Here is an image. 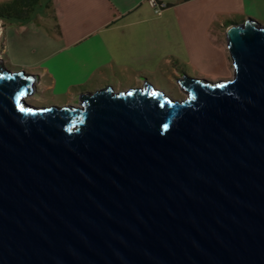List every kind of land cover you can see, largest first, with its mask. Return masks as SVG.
I'll use <instances>...</instances> for the list:
<instances>
[{
	"label": "water",
	"instance_id": "water-1",
	"mask_svg": "<svg viewBox=\"0 0 264 264\" xmlns=\"http://www.w3.org/2000/svg\"><path fill=\"white\" fill-rule=\"evenodd\" d=\"M226 37L233 76L185 74L183 98L37 105L0 58V264H264V22Z\"/></svg>",
	"mask_w": 264,
	"mask_h": 264
},
{
	"label": "crops",
	"instance_id": "crops-1",
	"mask_svg": "<svg viewBox=\"0 0 264 264\" xmlns=\"http://www.w3.org/2000/svg\"><path fill=\"white\" fill-rule=\"evenodd\" d=\"M167 1L168 7L157 13L149 0H53L47 9L53 24L38 20L48 15L42 9L21 24L23 30L15 29L10 35L6 28L5 60H10L6 54L16 46L34 51V63L45 71L38 75L40 81L45 85L48 79L45 87L51 88L63 85L70 89L69 84L83 75H136V81L145 78L154 82V73L171 76L182 70V65H171V61L183 64L181 59L186 57L219 56L221 50L212 42L217 20L225 27L226 43L229 25L247 17L264 20V12L243 6L245 0ZM229 11L241 15L231 19L225 16ZM12 67L29 72L23 66ZM124 80L121 76L120 81Z\"/></svg>",
	"mask_w": 264,
	"mask_h": 264
},
{
	"label": "rangeland",
	"instance_id": "rangeland-1",
	"mask_svg": "<svg viewBox=\"0 0 264 264\" xmlns=\"http://www.w3.org/2000/svg\"><path fill=\"white\" fill-rule=\"evenodd\" d=\"M6 1L10 0H0V4ZM243 6L247 7V10L252 12L255 11V13L258 12L260 14L264 12V0H245ZM253 6L257 7V9H254ZM44 11L46 12L47 9ZM246 14L250 15L247 12ZM240 15L241 14H234L231 11H229L228 14H225V16L231 19L240 17ZM52 17L53 15L50 11L45 18L38 17V20H40V22L45 25L53 24ZM261 21L264 22V20ZM216 22L217 25H215L212 31L217 33V35H213L214 39L212 42L218 47V49L221 50V54H224V57H221L219 52V56H213L211 58L201 56L186 57L181 59L183 64H181V62L179 63L176 61H171V65H182V70L180 69L181 71L172 73L171 76L168 75V72L154 73L152 75L154 77V82L151 79L145 80V78H141L142 81H136V75L102 74L83 75V79L69 84L70 89L65 88L63 85H57L52 88L49 86L45 87V85L49 84L50 81L46 79L45 85L40 81L41 77L38 75H42V73H45V71L44 69L40 68L41 65L37 63L36 65L34 63V60L37 59L34 51H27L24 48L16 46L15 48L9 49L8 53L6 54L8 58L10 57V60L8 62L5 60V56L3 54V44L6 28L8 30V34L13 35L15 29H22L21 24L24 23V21L9 18L0 20V58H3L1 63L8 66L12 70H21L20 68H14L12 66H23L25 68H29V72L37 75L35 90L33 93L27 96V101L37 105L44 106L52 103L78 105L81 101V94L86 91L82 88H96L99 86H104L105 84H114L113 86L116 90H122L123 88H129L131 86L143 85L145 82L153 83L156 88L165 91L174 98H183L186 97L188 93L180 87L177 78H183L185 74H189L191 76H204L212 80L233 76L234 63L228 50L226 39L223 36L225 27L222 26V20H217ZM172 70L174 71V69ZM121 76H124L125 78L123 83L120 81Z\"/></svg>",
	"mask_w": 264,
	"mask_h": 264
},
{
	"label": "trees",
	"instance_id": "trees-1",
	"mask_svg": "<svg viewBox=\"0 0 264 264\" xmlns=\"http://www.w3.org/2000/svg\"><path fill=\"white\" fill-rule=\"evenodd\" d=\"M53 0H10L0 4V20L5 18L27 21L37 11L52 7Z\"/></svg>",
	"mask_w": 264,
	"mask_h": 264
},
{
	"label": "built area",
	"instance_id": "built-area-1",
	"mask_svg": "<svg viewBox=\"0 0 264 264\" xmlns=\"http://www.w3.org/2000/svg\"><path fill=\"white\" fill-rule=\"evenodd\" d=\"M149 1L157 13H162V11L169 5L167 0H149Z\"/></svg>",
	"mask_w": 264,
	"mask_h": 264
},
{
	"label": "snow or ice",
	"instance_id": "snow-or-ice-1",
	"mask_svg": "<svg viewBox=\"0 0 264 264\" xmlns=\"http://www.w3.org/2000/svg\"><path fill=\"white\" fill-rule=\"evenodd\" d=\"M152 95H156V93H152ZM23 111V109H21ZM165 127H167V125H165Z\"/></svg>",
	"mask_w": 264,
	"mask_h": 264
}]
</instances>
